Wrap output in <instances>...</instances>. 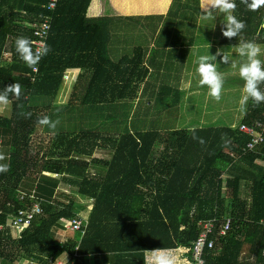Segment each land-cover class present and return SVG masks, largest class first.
<instances>
[{
  "label": "trees",
  "instance_id": "trees-1",
  "mask_svg": "<svg viewBox=\"0 0 264 264\" xmlns=\"http://www.w3.org/2000/svg\"><path fill=\"white\" fill-rule=\"evenodd\" d=\"M91 1L60 0L50 10L49 0H0V90L15 82L23 86L20 100L0 114V153L10 164L0 172V264H57L67 255L65 264H148L150 249L192 250L200 222L208 219H215L214 246L205 248L203 264H264V143L250 151V137L240 130L263 120L264 104L249 101L238 126L197 130H142L138 123L160 124L158 111L151 105L132 109L139 93L149 95L147 102L164 98L172 109L178 106L185 60L197 44L200 1L172 0L166 15L118 17L150 21L141 26L156 41H149L151 57L150 45L136 46L131 54L120 45L113 48V18L88 17ZM235 2L234 14L246 27L231 40L221 34L218 43L264 44V7L253 12ZM45 20L51 23L44 38L51 51L32 72L19 59L15 39H37ZM111 50L121 58L113 59ZM76 53L85 57L73 66L69 57ZM70 67L80 69V79L61 103ZM88 72L89 79L81 81ZM43 116L58 121L55 128L40 125ZM97 150L112 155L98 158ZM62 182L91 203L85 206L62 191ZM35 204L41 214L18 234L11 218ZM75 218L88 221L83 237L63 225ZM225 218L230 224L221 234ZM57 227L72 234L59 241Z\"/></svg>",
  "mask_w": 264,
  "mask_h": 264
},
{
  "label": "clouds",
  "instance_id": "clouds-1",
  "mask_svg": "<svg viewBox=\"0 0 264 264\" xmlns=\"http://www.w3.org/2000/svg\"><path fill=\"white\" fill-rule=\"evenodd\" d=\"M240 2L253 12L264 7V0H240ZM200 6L205 18L215 19L217 14L224 17L220 29L224 38L229 40L237 38L246 27L244 21L238 19L234 14L237 9L235 0H201ZM15 51L27 67L35 70L40 60L48 55L51 49L46 42L34 48L30 38L18 36L15 39ZM235 51L243 58L238 66V75L243 81L242 95L239 101L241 109L246 110L249 101L254 106L264 104V91L261 90V85L264 84V60L261 59L264 49L255 41L241 40ZM212 60L227 64L231 62L230 54L217 48L216 53L211 55V60L209 55H201L196 61L195 71L199 77V86L206 87L208 96L219 102L224 88V77L217 70V64L211 62ZM233 67H237V65L233 64ZM22 91L23 86L18 82L7 84L0 90V114L8 112L9 104L13 99L20 100ZM17 106L23 108L22 104ZM22 114L25 117L31 116L30 112ZM37 122L50 128H55L58 123V121H52L48 116L39 117ZM5 159V155L0 153V161ZM8 170H10V164L0 163V172ZM149 251L151 255L148 264H181V258L170 251L160 248Z\"/></svg>",
  "mask_w": 264,
  "mask_h": 264
},
{
  "label": "crops",
  "instance_id": "crops-1",
  "mask_svg": "<svg viewBox=\"0 0 264 264\" xmlns=\"http://www.w3.org/2000/svg\"><path fill=\"white\" fill-rule=\"evenodd\" d=\"M118 2H124L125 5L123 7V5H121V8H119V5L117 4ZM172 1V0H171ZM172 2H170L169 0H154L151 1L149 8L150 11H148V13H144L142 11V7L141 5H138V7H136V3L135 0H92L90 7L88 9V17L90 18H97V17H107V12H111L113 14L116 15V17H143V16H157V15H166L168 12V7L170 8V4ZM122 9V10H121ZM157 10L158 13L154 12V10ZM166 9V10H164ZM201 13L202 9H201ZM201 14V15H202ZM200 15V17H201ZM110 17H114L113 15H110ZM199 17V18H200ZM258 44H261L259 42H256ZM238 45V44H236ZM121 46V45H120ZM154 44L150 45V50L148 53V56H152V50L154 49ZM234 46V45H233ZM231 46V47H233ZM230 48H223L226 50H223V52H229L231 50ZM121 50H124V47H120ZM221 48V47H220ZM206 49L208 51H206ZM209 46H204L203 48L200 47V45H194L189 49V53L187 56V59L185 60V64H184V70H183V74H182V79L180 81V91H181V98H180V102L178 104V106L176 107V109H172L173 106L168 102H165V100L162 99V102H159L154 104V107L158 109H156L158 111V114H162V120L166 119V121L169 123V129H165L166 127L160 126V129L163 130H170V129H187V130H197V129H202V128H212V127H224V126H238L243 117L244 114L241 115V121L240 122H236L234 123V121L236 119H238L240 117L239 114H235L236 112H233L234 115H232L231 117V110L233 105H235L236 103L239 104V100H235L234 102L231 100L225 102V103H220V108H221V117L219 121V126L216 125L215 121V117L213 116H209V120H210V124L209 126H206L204 124H206V122H204V124L202 123V120H200L197 124H188L187 122H193L195 119H193V115L194 112H192L193 108L196 106H200L202 105V103L200 102V99H205L204 102V106L206 103V100L209 102H213L216 103L217 101H215L214 99H212L211 97L208 96L207 92V88L206 87H201L199 86V83H197L199 81V77L194 79V77L197 75L196 73L192 72V67L193 65L196 64L197 58L201 55H208L210 57L211 60V55L216 53L217 48L214 49H210ZM222 49V48H221ZM85 56L81 57L80 54L76 53L74 55H71L69 58L71 59V63H73L72 65L75 66V64L81 63L82 59ZM262 60H264V54L262 55ZM154 58V61L155 62ZM213 63L217 64V68H220L223 71V77L226 76L227 74H229L230 76V82H231V87H230V91L229 93H234L236 95V98L240 99V96L242 93L235 91L236 87L232 86L233 82L239 81V83H241L239 75L238 77L233 76L234 74H238V66L235 67L234 69L231 70L230 67H228L227 64L224 63H220L216 60H212ZM89 63V61H88ZM80 69L78 67H70L68 68V72L66 74V82H65V86L63 88V91L60 95V102L62 100L61 103H67L70 95H72L73 90L75 88L76 85V81L77 79H80L79 75H80ZM234 73V74H233ZM233 76V79H232ZM90 77L89 72L81 78V81H85L88 80ZM197 81V82H196ZM242 84V83H241ZM85 88L83 87V85H80V89ZM141 92V90H140ZM158 95V93H156ZM145 95H148L147 93H145ZM226 95L224 89L222 91V96L220 101H222L224 99V96ZM140 96L141 94L139 93L137 96V100L135 102H133V111H137V109L139 108H148L149 104L148 103H144L141 102V106H140ZM159 96V95H158ZM239 107V106H238ZM188 111L189 114H188ZM245 111V110H244ZM244 113V112H243ZM174 114L175 118L178 117V120H176V123H173V121L168 117V115ZM182 114L184 117H182L181 119V125L182 123H184L183 126H176L177 123H179V118L180 115ZM226 123H229L228 125ZM234 123V124H233ZM160 124L161 120H160ZM63 233V232H62ZM60 241V240H59ZM63 241V240H61ZM178 250H180L181 254H179L178 252L174 253L177 254L180 258H181V264H184V258H187L188 264H189V259L190 256L189 254H187V252H185V248L184 247H179L177 248ZM167 250V249H164ZM174 250V249H173ZM170 251V250H167ZM150 251H147V263L149 261L150 258ZM188 256V257H187ZM65 261L69 259V256H64Z\"/></svg>",
  "mask_w": 264,
  "mask_h": 264
},
{
  "label": "rangeland",
  "instance_id": "rangeland-1",
  "mask_svg": "<svg viewBox=\"0 0 264 264\" xmlns=\"http://www.w3.org/2000/svg\"><path fill=\"white\" fill-rule=\"evenodd\" d=\"M123 1H125V0H123ZM151 1H154V0H135L136 7H138V5H141L142 11L144 13H148V11H150V9H148V8H149ZM169 1L172 2L171 0H169ZM199 1L201 4V0H199ZM117 4L119 5V8H121V5H123V7L125 5L124 2H118V1H117ZM167 9H169V7ZM200 9H201V6H200ZM157 10H159V9L154 10V12L158 13ZM164 10H166V9H164ZM110 15L114 16V17H112L113 18V20H112L113 24H111V26H110L112 33L114 34V36L116 38V43H114L113 48L117 45H121L122 47H124V49L127 53L131 54L136 46H142L145 48V47H149V45H151V44H154V43L156 44V41L152 40L153 39V37L151 36L152 32L148 31L147 29H144L141 26V25H143V23H148V25H150L149 24L150 21H143L140 19L141 21H139L137 23V22H135L137 20H130V19L124 20V18H118V17H116L115 14H113L111 12H107V17H110ZM223 21H224V17L220 14H217L215 19L214 18H205L204 14H202L201 17L199 18V24H198L197 31H196L197 45H200L201 48H203L204 46L207 45L210 47V49L221 47L222 51L226 50V49H223V48H225V47H223V45H220L218 43V41L221 37V30L220 29H221V23ZM124 29L126 31H128V29H131V30L126 32ZM142 30H143V33L141 34ZM181 34L187 36V33L185 31H184V34L183 33H181ZM172 37H173V35H171V38ZM118 39L120 40V42ZM124 41H126V42H124ZM149 41H154V43L149 44ZM163 42H165V41H163ZM178 42H180V40L176 41L175 44L178 45L177 44ZM158 44H160V41L158 42ZM259 45L261 46L262 49H264V44H259ZM176 47H178V46H176ZM238 47H239V44L234 45L233 47H231V50L229 52H226V53L230 54L231 62L227 63V65H228V67L231 68V70L235 68V67H233V64L238 65L243 59L235 51L236 48H238ZM113 48H112V50H113ZM112 50H111L110 54L112 55L113 59L114 58H116V59L121 58L122 54H120L119 51H118V53L115 52V55L113 56ZM206 51H208V50L206 49ZM261 58H262V56H261ZM217 59H219V58L217 57ZM211 62H213V61H211ZM196 67H197V64L193 65L192 72L196 73V71H195ZM217 70L223 75V71L220 68H217ZM233 76L238 77V74H234ZM233 76H232V79H233ZM196 78H198V74L194 77V79H196ZM230 79L231 78H230L229 74L224 76V88L223 89L226 93V95L224 96V99L222 101H219L216 103H213L211 101L208 102L206 100L205 106H204L205 99H200V102L202 103V105L196 106L192 110V112H194L193 119H195V120L193 122L188 121L187 122L188 124H197L200 120H202L203 124H204V122H206V124H204V125L209 126V124H210L209 116H213V117H215L214 122L216 123L217 126H219V121H221L220 117H221V112H222L221 108H220V103L221 102L225 103L231 99L233 102L235 100L240 101V99L236 98V95L234 93H229L230 87H231ZM240 81L242 84L239 83V81H236V82L232 83V86L236 87L235 91L242 93L243 81L241 79H240ZM141 95H142V98H140L141 102L144 101V103H148L149 105H151L153 107L152 108L153 111L155 109H157V106H156V108L154 107V104H153L154 100L147 102V100L149 99V95H145L144 93ZM240 98H241V96H240ZM61 102H62V100H61ZM238 108H239V111H238ZM236 111H238V112H236ZM189 112L190 111H188V114H189ZM233 112H236L235 114L240 115V117L238 119H236L234 121V123L240 122L241 121V115L244 114L243 113L244 110L241 109L240 104L236 103L235 105H233L232 110H231V117H232V115H234ZM179 115H180V118H179L180 122L177 123L176 126L181 125L180 124L182 122L181 119H182V117H184L182 114H179ZM158 116L160 117L162 124H159V123L158 124H152V123H148V122L147 123H138L137 127L142 129V130H150V129H154L155 127H158V126H163V125L165 127L169 126L168 125L169 123L166 121V119L162 120V118H161L162 114H159ZM168 117L173 121V123H176V120H178V117L175 118L174 114L168 115ZM91 118L92 117H85L86 120L84 122H86L87 124L93 123L94 127H97V126L99 127L100 123L99 122H93V120H91ZM226 124L228 125L229 123H226ZM183 125H184V123H182L181 126H183ZM165 129H169V127H166ZM37 132H38L37 135L41 134L40 131H37ZM4 134L6 135V133H4ZM40 138L42 140H44V135L41 134ZM2 148H5V147L3 146ZM111 155H112V152H110V151L97 150L95 152V157H98V158L108 159L111 157ZM3 161H1L0 163H3ZM4 163H6V162H4ZM91 171H92V173H97V170L95 167H92ZM223 178H225V176ZM60 189L66 193H71V195H73L77 198V201L79 203L84 204L85 206H87L91 203V201L84 200V197H82L78 194L77 187L69 186L66 183L62 182V184L60 185ZM60 200H62L63 202H68V200H64V198H60ZM53 233H54V236H56V238L59 239L60 241L61 240L64 241L66 239L67 235L72 234V233H70V231L67 232V231H64L63 229L58 228V227L54 228ZM170 252H172V253L178 252L179 254H181L180 250H178V249L170 250ZM65 258L66 257H64V256L61 257L58 260V262H62V263L65 262ZM9 264H12V263H9ZM14 264H38V263L30 261V260H22V261H19L17 263H14ZM184 264H188L187 258H184Z\"/></svg>",
  "mask_w": 264,
  "mask_h": 264
},
{
  "label": "built area",
  "instance_id": "built-area-1",
  "mask_svg": "<svg viewBox=\"0 0 264 264\" xmlns=\"http://www.w3.org/2000/svg\"><path fill=\"white\" fill-rule=\"evenodd\" d=\"M60 0H49L48 9L54 10L58 7ZM51 28V23L49 20H45L40 24L35 34L38 38L31 40L32 44L35 47L39 46L41 43L45 42L44 38L49 34ZM42 61V59L40 60ZM32 72H37V67L35 70L32 69ZM240 130L246 133L250 137V141L247 144V149L250 151H255L260 145L264 143V116L263 120L256 121L253 125H241ZM41 208L38 204H35L30 209L20 210L16 215H14L10 220V225L16 231L21 234L27 227H29L34 220V218L41 214ZM214 220L208 219L200 222L201 232L195 241L192 250L190 248H185L187 254L192 251V257L189 259V264H203V253L206 247L212 248L214 246V239L210 238V234L213 233ZM230 224V219L225 218L223 227L220 230L221 234H224L228 229ZM65 229L78 231L82 233V237L86 232V226L88 221L84 218H75L68 221H63ZM78 249V246L76 247ZM177 249V248H174ZM173 250V249H167ZM188 257V256H187ZM57 264H65L64 262H58Z\"/></svg>",
  "mask_w": 264,
  "mask_h": 264
}]
</instances>
